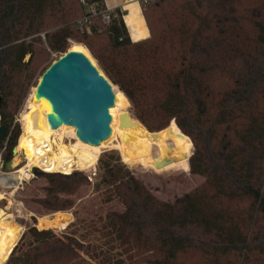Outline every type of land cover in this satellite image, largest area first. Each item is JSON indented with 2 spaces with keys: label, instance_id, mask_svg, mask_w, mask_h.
Here are the masks:
<instances>
[{
  "label": "trees",
  "instance_id": "obj_1",
  "mask_svg": "<svg viewBox=\"0 0 264 264\" xmlns=\"http://www.w3.org/2000/svg\"><path fill=\"white\" fill-rule=\"evenodd\" d=\"M104 9L103 0H0L2 168L32 80L72 40L147 132L168 130L171 158L185 165L192 145L188 173L199 181L167 202L103 154L92 186L119 208L103 219L116 253L34 223L0 264H264V0H140L148 36L136 42L123 13L105 23ZM32 171L42 218L72 209L91 186L79 171Z\"/></svg>",
  "mask_w": 264,
  "mask_h": 264
},
{
  "label": "rangeland",
  "instance_id": "obj_2",
  "mask_svg": "<svg viewBox=\"0 0 264 264\" xmlns=\"http://www.w3.org/2000/svg\"><path fill=\"white\" fill-rule=\"evenodd\" d=\"M71 45H78L85 49L83 45L70 40L66 44L65 52L68 51ZM86 52L93 61L94 65H96L100 70L95 60L90 56L89 52L87 50ZM62 55L63 54L60 53H49L48 60L41 65L34 79L32 80L27 96L23 100V103L15 116V121L19 125L20 135L25 129L27 115L33 107L31 104V95L38 84L41 74L51 63L56 61ZM100 72L102 73L101 70ZM112 88L113 93L116 92L117 94H122L115 86L112 85ZM109 114L112 119L110 124L111 135L94 150L91 149L87 144H83L75 138L72 139L68 137V128H63L61 131L56 132V134L53 136L56 142H59L63 145L90 150L97 157V160L91 171L84 172L81 170H73L82 172L87 176L88 179H91L90 188L82 190L78 193V195L72 197V200L74 201L73 208L67 212L46 215L43 216V218L55 215L56 224L49 229L54 230L59 234L65 233L69 236L77 238L81 242L94 244L103 250H108L111 254H115V243L110 234L106 232L105 229H103V219L106 215V212L119 208L114 203L105 204L102 200L101 194L93 190L92 186L99 180L98 160L103 154H116L119 157L121 164L130 172H132L136 178L141 180L147 186L149 191H151L158 198L167 202H173L181 194L189 191L195 184H197L199 180H191L188 173V159L192 154V145L191 150L186 158L185 165H183L179 159L171 158L177 148L165 155L150 156L142 159H130L125 157L123 152L119 150V142L115 133V128L120 124L119 116L121 114H127L130 119L135 120L130 109V105L128 103L126 108H122L118 101L114 99V106L109 109ZM179 136L185 137L180 132ZM159 160L163 161L157 162ZM25 163L26 162L24 161L22 155H12L10 161L11 167L9 170L3 169L2 165L0 164V177L18 171L25 165ZM70 173L71 172L60 174ZM34 180L35 174L31 170L28 180L23 181L15 190H13V192L10 189H5L0 185V211H2L4 216L3 218L6 222H10L14 226L21 228L20 236L34 223V226L37 228L38 219L42 218L40 215V209L32 203L31 196L33 187L36 185V183L32 182H37V184L43 183ZM57 214H59L60 217ZM32 218H35V222L32 221ZM20 236L18 237L17 242ZM11 250L8 252H2L0 250V255L4 254L7 256L4 258L6 260L8 259Z\"/></svg>",
  "mask_w": 264,
  "mask_h": 264
},
{
  "label": "bare ground",
  "instance_id": "obj_3",
  "mask_svg": "<svg viewBox=\"0 0 264 264\" xmlns=\"http://www.w3.org/2000/svg\"><path fill=\"white\" fill-rule=\"evenodd\" d=\"M133 25L137 27H135L136 30L133 29V32L138 38L139 35L143 34L141 26L137 22L129 24V27L132 28ZM67 52L83 53L94 64L86 50L81 46L71 45ZM31 104L33 107L27 115L25 129L14 148L15 155H22L26 163L18 171L0 177V185L12 192L23 181L28 180L32 168H38L47 173H69L73 170L87 172L92 170L97 160V157L90 150L73 148L54 140L53 136L56 132L61 131L64 127L56 130L50 129L46 120V115L50 113V106L45 100L37 97L36 87L31 95ZM115 133L119 142V150L130 159L165 155L176 148L167 130L151 134L141 124L124 128H120L118 125L115 128ZM88 146L93 150L98 147ZM3 217V213L0 211V250L8 252L16 245L21 228L6 222ZM55 224V215L44 217L38 219L37 229H49Z\"/></svg>",
  "mask_w": 264,
  "mask_h": 264
},
{
  "label": "water",
  "instance_id": "obj_4",
  "mask_svg": "<svg viewBox=\"0 0 264 264\" xmlns=\"http://www.w3.org/2000/svg\"><path fill=\"white\" fill-rule=\"evenodd\" d=\"M112 89L110 82L83 53L65 52L42 73L36 95L50 106L46 120L51 130L68 128V137L97 147L111 135ZM119 120L120 128L140 124L136 120L132 122L127 114H121ZM5 135L6 129L2 126L0 142L5 140ZM12 155H15L14 149ZM10 167L9 162L5 169Z\"/></svg>",
  "mask_w": 264,
  "mask_h": 264
},
{
  "label": "crops",
  "instance_id": "obj_5",
  "mask_svg": "<svg viewBox=\"0 0 264 264\" xmlns=\"http://www.w3.org/2000/svg\"><path fill=\"white\" fill-rule=\"evenodd\" d=\"M103 4L107 10L114 11L119 9L123 13V23L132 42L139 41L148 36V31L142 18L140 0H103ZM137 22L140 24L143 33L142 35H139L138 38L135 37L133 32V29L136 26L133 25L132 28L129 27V24H134Z\"/></svg>",
  "mask_w": 264,
  "mask_h": 264
},
{
  "label": "built area",
  "instance_id": "obj_6",
  "mask_svg": "<svg viewBox=\"0 0 264 264\" xmlns=\"http://www.w3.org/2000/svg\"><path fill=\"white\" fill-rule=\"evenodd\" d=\"M144 1H151V0H144ZM113 11L104 9V10H100V16H101V20L105 23H108L110 21V16L112 14ZM89 181L91 182V179L89 178Z\"/></svg>",
  "mask_w": 264,
  "mask_h": 264
}]
</instances>
